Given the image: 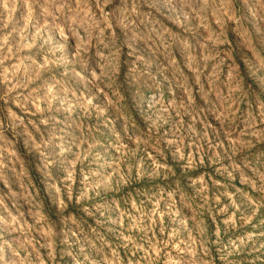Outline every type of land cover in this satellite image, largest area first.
<instances>
[{"label": "clouds", "instance_id": "1", "mask_svg": "<svg viewBox=\"0 0 264 264\" xmlns=\"http://www.w3.org/2000/svg\"><path fill=\"white\" fill-rule=\"evenodd\" d=\"M0 264H264V0H0Z\"/></svg>", "mask_w": 264, "mask_h": 264}, {"label": "rangeland", "instance_id": "2", "mask_svg": "<svg viewBox=\"0 0 264 264\" xmlns=\"http://www.w3.org/2000/svg\"><path fill=\"white\" fill-rule=\"evenodd\" d=\"M249 47H250V50L254 49V44L251 41L249 42Z\"/></svg>", "mask_w": 264, "mask_h": 264}]
</instances>
